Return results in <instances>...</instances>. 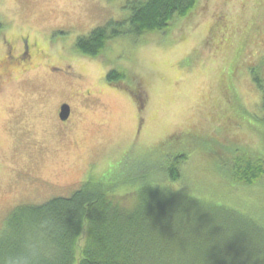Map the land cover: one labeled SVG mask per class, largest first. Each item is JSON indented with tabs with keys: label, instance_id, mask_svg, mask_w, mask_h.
<instances>
[{
	"label": "rangeland",
	"instance_id": "374dc122",
	"mask_svg": "<svg viewBox=\"0 0 264 264\" xmlns=\"http://www.w3.org/2000/svg\"><path fill=\"white\" fill-rule=\"evenodd\" d=\"M127 2L0 0V236L17 206L68 196L108 171L129 193L113 199L132 206L151 162L181 153L175 188L191 206L217 226H264V182L235 183L224 169L240 154L264 156L250 70L261 64L264 76V0H201L167 32L118 36L99 56L77 49L79 37L130 17ZM4 36L16 56L28 38L32 61L8 64ZM112 69L126 77L109 83ZM62 101L73 107L66 124Z\"/></svg>",
	"mask_w": 264,
	"mask_h": 264
},
{
	"label": "trees",
	"instance_id": "16d2710c",
	"mask_svg": "<svg viewBox=\"0 0 264 264\" xmlns=\"http://www.w3.org/2000/svg\"><path fill=\"white\" fill-rule=\"evenodd\" d=\"M200 1L128 0L130 17L96 27L79 37L76 47L99 56L118 36L167 32L175 17L189 16ZM260 68L250 70L264 104ZM125 77L116 69L107 72L109 83ZM261 121L264 128V117ZM185 159L181 153L151 162L154 172L129 207L113 199L129 193L114 189L110 171L92 176L68 196L17 206L11 217L14 225L0 236V264H264V226H217L219 220L191 206L175 188ZM230 161L224 169L231 181L264 182L262 154H240ZM120 179L116 184L123 183Z\"/></svg>",
	"mask_w": 264,
	"mask_h": 264
},
{
	"label": "flooded vegetation",
	"instance_id": "af4514ba",
	"mask_svg": "<svg viewBox=\"0 0 264 264\" xmlns=\"http://www.w3.org/2000/svg\"><path fill=\"white\" fill-rule=\"evenodd\" d=\"M26 39L23 41V42H25L24 45H23V47H24L23 51L21 52V54L16 56L15 54H13V51L15 50V47L12 44L11 40L10 41L7 40L6 36L3 37L2 46L5 49L4 50V54H5L4 58L6 57V60H7L8 64L9 63L10 64H19L18 62H20V61H21V64H26L27 62L32 61L31 60L32 57L30 55V46L31 45H30V42H29L28 38H26ZM19 58H20V60H19ZM28 58H29V60H28ZM86 96L90 97L91 96L90 92H87ZM64 104H68L70 106V114H69L68 118L65 119V120L62 119L61 115H60L62 106ZM57 114H58L57 116L60 118V121H61L62 124L68 123V121L71 119L72 114H73L72 104L70 102H68V101H62L59 104V109H58V113ZM105 173H101L98 177L104 175Z\"/></svg>",
	"mask_w": 264,
	"mask_h": 264
},
{
	"label": "water",
	"instance_id": "95a60500",
	"mask_svg": "<svg viewBox=\"0 0 264 264\" xmlns=\"http://www.w3.org/2000/svg\"><path fill=\"white\" fill-rule=\"evenodd\" d=\"M69 114H70V106L68 104H64L62 106L61 113H60L61 118L65 120L68 118Z\"/></svg>",
	"mask_w": 264,
	"mask_h": 264
}]
</instances>
